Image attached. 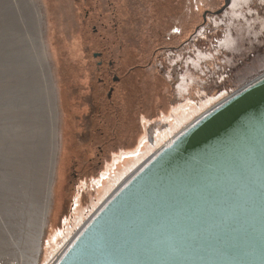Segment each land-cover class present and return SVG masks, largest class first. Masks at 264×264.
<instances>
[{
  "label": "rangeland",
  "instance_id": "374dc122",
  "mask_svg": "<svg viewBox=\"0 0 264 264\" xmlns=\"http://www.w3.org/2000/svg\"><path fill=\"white\" fill-rule=\"evenodd\" d=\"M112 1L113 19L106 8L90 20L81 0H0V264H20L53 163L38 264L173 134L264 71V0L221 14L224 0ZM97 53L121 78L104 98Z\"/></svg>",
  "mask_w": 264,
  "mask_h": 264
},
{
  "label": "water",
  "instance_id": "95a60500",
  "mask_svg": "<svg viewBox=\"0 0 264 264\" xmlns=\"http://www.w3.org/2000/svg\"><path fill=\"white\" fill-rule=\"evenodd\" d=\"M52 264H264V73L125 176Z\"/></svg>",
  "mask_w": 264,
  "mask_h": 264
},
{
  "label": "bare ground",
  "instance_id": "6f19581e",
  "mask_svg": "<svg viewBox=\"0 0 264 264\" xmlns=\"http://www.w3.org/2000/svg\"><path fill=\"white\" fill-rule=\"evenodd\" d=\"M54 129V136L57 133L55 124L53 125ZM58 136V134H57ZM53 155H55V145L52 146ZM57 151V149H56ZM54 161V157H53ZM55 162V161H54ZM50 178L46 181L45 184V195L42 205L38 207V214L37 217L31 223L30 235L27 239L23 242H19L16 244V249L19 254V263L20 264H38L39 262V255H40V245H41V238L44 234L48 210L51 200V187H52V179L54 174V163L50 166Z\"/></svg>",
  "mask_w": 264,
  "mask_h": 264
},
{
  "label": "flooded vegetation",
  "instance_id": "af4514ba",
  "mask_svg": "<svg viewBox=\"0 0 264 264\" xmlns=\"http://www.w3.org/2000/svg\"><path fill=\"white\" fill-rule=\"evenodd\" d=\"M93 4L91 5L92 8H94L95 2L97 0H92ZM82 9V8H80ZM89 12H86L85 15L87 16ZM103 14L99 13L98 16H102ZM219 45V44H218ZM215 48H218V46H216ZM97 64L99 66H97V68L99 70H103V72L101 73V76L98 78V80L101 82V86L103 87V90L99 91L100 96H102L104 98V90L109 92L111 89L114 90L115 88V83L119 80H121V78L118 76L117 71H116V63L112 60H106V58H104V54L102 53L101 56L97 57ZM99 62H101V64H99ZM116 77V79H118L117 81H113V79ZM107 96V93L105 94ZM105 96V97H106Z\"/></svg>",
  "mask_w": 264,
  "mask_h": 264
},
{
  "label": "trees",
  "instance_id": "16d2710c",
  "mask_svg": "<svg viewBox=\"0 0 264 264\" xmlns=\"http://www.w3.org/2000/svg\"><path fill=\"white\" fill-rule=\"evenodd\" d=\"M81 1H83L85 4H87L88 6L86 7V6H81V12L79 11V13L82 15V16H84L85 17V19H86V17H88L90 20H92L93 18H95L96 16L98 17V18H101L102 16H105V14L104 15H102L101 17L100 16H98V14L99 13H101V14H103L104 13V11H105V9L106 8H108L109 9V12H111V14H112V19H113V17H114V15H116V10L113 8V1L112 0H107V4L108 5H105V9L104 8H102L101 9V7H102V5H101V2L99 1H97V2H95V7L94 8H92L91 7V5L93 4V1L92 0H81ZM86 12H89L88 13V15L86 16L85 15V13ZM109 12H106V14L107 13H109ZM98 31V30H97ZM95 32V31H94ZM105 39H107V38H105ZM121 48H122V46H120ZM113 61V60H112ZM135 67H140L139 65H136ZM263 73H264V71H263ZM260 74H262V73H260ZM260 74H258L257 76H259ZM257 76H254V77H251V78H249L247 81H245L242 85H244V84H246L247 82H249L250 80H252L253 78H255V77H257ZM81 79V78H80ZM241 85V86H242ZM240 87V86H239Z\"/></svg>",
  "mask_w": 264,
  "mask_h": 264
},
{
  "label": "built area",
  "instance_id": "2783aa9c",
  "mask_svg": "<svg viewBox=\"0 0 264 264\" xmlns=\"http://www.w3.org/2000/svg\"><path fill=\"white\" fill-rule=\"evenodd\" d=\"M215 40H217V39H214V42H215ZM220 40H221V38H220ZM214 42H213L212 44H214ZM217 42H218V40H217ZM217 42H216V43H217ZM215 46H217V44H215L214 47H215Z\"/></svg>",
  "mask_w": 264,
  "mask_h": 264
}]
</instances>
